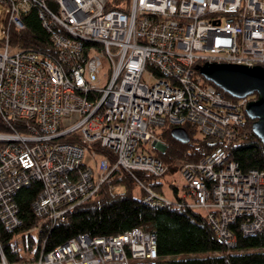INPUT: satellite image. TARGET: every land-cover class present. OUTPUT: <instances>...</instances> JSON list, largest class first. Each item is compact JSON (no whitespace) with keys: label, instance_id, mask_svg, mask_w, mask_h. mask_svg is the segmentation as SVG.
<instances>
[{"label":"built area","instance_id":"built-area-1","mask_svg":"<svg viewBox=\"0 0 264 264\" xmlns=\"http://www.w3.org/2000/svg\"><path fill=\"white\" fill-rule=\"evenodd\" d=\"M0 0V222L18 253L22 225L15 195L38 183L32 203L38 223L24 237L63 221L101 186L115 189V171L128 173L142 202L205 215L221 244L236 233L264 234V167L243 173L230 156L244 126L248 97L223 96L197 66L264 68V0ZM54 4V9L51 7ZM35 11L49 35L44 52L20 50L11 28ZM193 126L220 143L197 162L176 161L185 186L168 202L140 182L169 170L155 154L168 127ZM68 142H64L63 139ZM109 151L101 157L100 150ZM99 159L97 162L96 159ZM189 199V201H188ZM155 233L70 237L22 264H158ZM0 264H9L0 244Z\"/></svg>","mask_w":264,"mask_h":264},{"label":"trees","instance_id":"trees-1","mask_svg":"<svg viewBox=\"0 0 264 264\" xmlns=\"http://www.w3.org/2000/svg\"><path fill=\"white\" fill-rule=\"evenodd\" d=\"M123 0H113L108 7L126 11L120 7ZM22 31L10 30L11 43L20 50H36L44 52L50 47L49 35L42 28L35 11L22 15ZM216 89L224 97H233ZM255 96L248 98L253 100ZM252 121L245 116L244 126L238 132L237 144L231 148L230 158L238 163L243 173L264 167V145L252 133ZM190 142L181 144L170 137L172 127L163 129L159 136L166 144L164 152L154 153L168 167L176 161L197 162L210 155L220 147L218 140L201 137L194 139L193 126L183 125ZM0 131L4 126L0 121ZM64 142L66 139H63ZM101 157L109 156V151H98ZM140 182L147 187L157 188L160 183L143 173H137ZM132 179L128 173L115 171L110 179L114 189L124 188L122 192L109 194V185L101 186L93 197L84 199L73 212L68 213L63 221L51 228L44 227L42 233L31 234L24 237V232L34 227L38 220L34 215L32 203L36 200L42 187L35 183L23 187L15 195V200L22 221L20 229L16 232L22 235L23 250L32 253L30 261L38 256L44 247V252L51 251L61 245L70 237L83 234L91 238L99 236H115L131 229H141L144 232H153L157 237L158 264H264V234L243 236L236 233L237 247L227 249L220 243L217 233L208 222L205 215L195 210L182 207H164L142 202V197L135 198L131 194ZM11 233L3 229L0 222V244L9 264H22L25 257L12 254L9 247ZM197 254V255H196ZM192 255V256H190ZM203 255V256H198ZM182 256V257H181Z\"/></svg>","mask_w":264,"mask_h":264},{"label":"water","instance_id":"water-1","mask_svg":"<svg viewBox=\"0 0 264 264\" xmlns=\"http://www.w3.org/2000/svg\"><path fill=\"white\" fill-rule=\"evenodd\" d=\"M54 9V4H51ZM206 81L212 82L219 90L237 99L255 95L245 107L246 116L252 121V133L264 145V68L234 64L208 63L197 66ZM170 137L178 143L188 144L190 137L183 127L172 128Z\"/></svg>","mask_w":264,"mask_h":264},{"label":"rangeland","instance_id":"rangeland-1","mask_svg":"<svg viewBox=\"0 0 264 264\" xmlns=\"http://www.w3.org/2000/svg\"><path fill=\"white\" fill-rule=\"evenodd\" d=\"M112 1V0H111ZM6 8L0 4V38H2L3 35V28H4V20L6 18ZM255 96V95H253ZM253 96H249L248 98H251ZM192 137L194 139H201V137H203L202 135H200L198 132H194L192 134ZM151 153L154 154L155 150L151 149ZM96 161L98 162L99 159L97 158ZM168 172L160 177L159 179H155V181L157 183H160L159 187L157 188H152L151 191L152 193H154V195H156L157 197H161L162 199H165L168 202H174L175 201V192H174V187H176L177 191L179 192V196L182 195L183 191V187L185 186V181H183L180 171L177 169L175 162L169 166L168 168ZM132 190H131V194H133V196L135 198L141 197L143 195H145V193L142 191L141 187L139 185H137L136 183L132 182ZM124 191V188H116L115 192H122ZM189 201V199H188ZM18 253L20 255L23 256H32V253H27L24 252L23 250V243L19 242V246H18ZM197 255V254H196ZM192 256V255H190ZM198 256H203V255H198ZM182 257V256H181Z\"/></svg>","mask_w":264,"mask_h":264},{"label":"crops","instance_id":"crops-1","mask_svg":"<svg viewBox=\"0 0 264 264\" xmlns=\"http://www.w3.org/2000/svg\"><path fill=\"white\" fill-rule=\"evenodd\" d=\"M174 192H175V198H176V199L182 197V195H183V193H184V192H183L182 195L179 196V192L177 191L176 187H174Z\"/></svg>","mask_w":264,"mask_h":264}]
</instances>
